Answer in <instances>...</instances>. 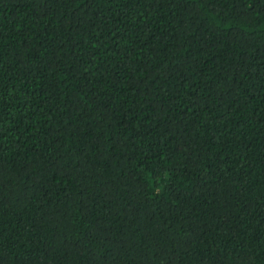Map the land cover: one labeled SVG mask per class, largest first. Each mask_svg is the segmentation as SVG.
Segmentation results:
<instances>
[{"label":"trees","instance_id":"obj_1","mask_svg":"<svg viewBox=\"0 0 264 264\" xmlns=\"http://www.w3.org/2000/svg\"><path fill=\"white\" fill-rule=\"evenodd\" d=\"M0 264H264V0H0Z\"/></svg>","mask_w":264,"mask_h":264}]
</instances>
